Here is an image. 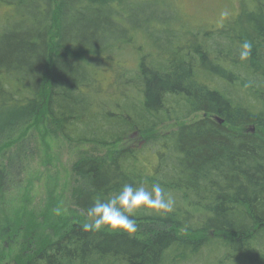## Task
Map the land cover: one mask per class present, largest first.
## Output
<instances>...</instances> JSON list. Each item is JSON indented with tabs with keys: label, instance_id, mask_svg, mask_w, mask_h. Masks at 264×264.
Returning a JSON list of instances; mask_svg holds the SVG:
<instances>
[{
	"label": "trees",
	"instance_id": "obj_1",
	"mask_svg": "<svg viewBox=\"0 0 264 264\" xmlns=\"http://www.w3.org/2000/svg\"><path fill=\"white\" fill-rule=\"evenodd\" d=\"M240 1L227 31L169 38L153 61L129 34L134 0H0V146L41 121L129 143L76 166V207L112 229L75 223L26 264H264V0Z\"/></svg>",
	"mask_w": 264,
	"mask_h": 264
},
{
	"label": "rangeland",
	"instance_id": "obj_2",
	"mask_svg": "<svg viewBox=\"0 0 264 264\" xmlns=\"http://www.w3.org/2000/svg\"><path fill=\"white\" fill-rule=\"evenodd\" d=\"M133 6L132 27L136 30L129 34L138 47V57L156 61L165 58L167 51L172 53L169 38H178L181 43L193 38L201 41L207 33L227 31L240 11L241 1L134 0ZM202 117L199 113L164 124L154 134L169 133ZM130 143L140 142L136 137ZM127 144L107 148L71 143L46 121L32 124L4 142L0 146V164L9 171L3 208L12 229L1 237L0 264H26L36 251L57 240L75 223L112 229L105 218L90 216L76 207L77 196L87 187L86 180L76 174V166L83 159L107 156ZM125 231L144 235L136 225Z\"/></svg>",
	"mask_w": 264,
	"mask_h": 264
},
{
	"label": "water",
	"instance_id": "obj_3",
	"mask_svg": "<svg viewBox=\"0 0 264 264\" xmlns=\"http://www.w3.org/2000/svg\"><path fill=\"white\" fill-rule=\"evenodd\" d=\"M217 121H218L220 124H222V123H223V121H221L220 119H218Z\"/></svg>",
	"mask_w": 264,
	"mask_h": 264
}]
</instances>
